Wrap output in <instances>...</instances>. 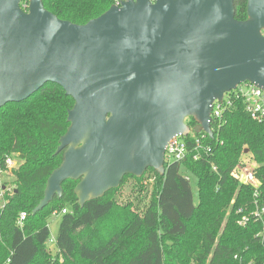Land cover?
I'll return each instance as SVG.
<instances>
[{
  "label": "water",
  "instance_id": "1",
  "mask_svg": "<svg viewBox=\"0 0 264 264\" xmlns=\"http://www.w3.org/2000/svg\"><path fill=\"white\" fill-rule=\"evenodd\" d=\"M23 1L0 0V108L47 82L74 99L63 161L34 213L67 179L84 206L126 175H164L174 136L213 137L215 99L245 81L264 86V0H247L244 20L235 0H124L84 24Z\"/></svg>",
  "mask_w": 264,
  "mask_h": 264
},
{
  "label": "trees",
  "instance_id": "2",
  "mask_svg": "<svg viewBox=\"0 0 264 264\" xmlns=\"http://www.w3.org/2000/svg\"><path fill=\"white\" fill-rule=\"evenodd\" d=\"M43 2L59 18L84 24L113 0ZM235 17L247 18V0H235ZM73 105L61 85L47 82L31 97L0 108V166L4 169L7 156L19 160L13 191L0 200V264H264V242L257 236L261 223L239 222L256 209L254 189L231 175L252 156L259 164L258 200L264 204V122L253 120L242 102L226 110L218 124L213 121V137L202 139L207 151L195 148L190 136L184 159L166 162L164 175L150 168L154 185L142 212L116 198L127 179L144 178L126 175L118 188L84 206L74 192L78 180L67 179L62 197L34 213L49 176L63 161L64 151L56 150ZM185 173L196 181L197 199ZM55 211L62 217L52 252L49 224ZM22 212L27 216L21 226Z\"/></svg>",
  "mask_w": 264,
  "mask_h": 264
},
{
  "label": "built area",
  "instance_id": "3",
  "mask_svg": "<svg viewBox=\"0 0 264 264\" xmlns=\"http://www.w3.org/2000/svg\"><path fill=\"white\" fill-rule=\"evenodd\" d=\"M124 0H113L114 5L120 6ZM155 2L156 0H151ZM22 7H28V0L22 2ZM240 101L244 105L245 111L250 115L253 120L264 122V86H259L250 81H245L237 85V87L230 92H226L222 100L215 99L213 102V109L211 112V125L214 122H221L222 116L226 110L234 109L236 103ZM213 129V128H212ZM200 134V133H198ZM194 133L193 130L187 136L176 135L167 144L165 151L166 162L172 160H182L189 153V147L187 137L193 136L195 138V148H203L208 150L209 146L204 145L202 139L207 135L205 131L201 132V136ZM199 155H195V159H198ZM19 160L13 156H7L5 159L4 169L0 166V174L7 173L13 174V169L17 167ZM259 164L254 160L252 156L244 157L239 164H237L231 171V175L244 185L251 186L254 189V196L256 209L247 215H243L239 221L240 224L245 225L248 221L254 220L261 223V230L257 234L258 237L264 242V204H260L258 197L261 194L262 180L258 176ZM187 179H191V176L187 173L184 174ZM13 187H9L5 184H0V200L5 202V193H12ZM66 209L63 210L65 212ZM54 214H58L54 212ZM26 212H22L19 216L18 223L22 226L23 221L26 218ZM50 242H54V239H50Z\"/></svg>",
  "mask_w": 264,
  "mask_h": 264
},
{
  "label": "rangeland",
  "instance_id": "4",
  "mask_svg": "<svg viewBox=\"0 0 264 264\" xmlns=\"http://www.w3.org/2000/svg\"><path fill=\"white\" fill-rule=\"evenodd\" d=\"M187 120L188 119H186V121ZM2 172L4 173L0 174V184H5L9 187H13V174L7 173L5 171ZM143 176L144 178L140 182L133 178L127 179L120 190L116 193V198L120 204L125 205L129 202H132L134 204V208L139 207V210L141 212L143 211L152 193V186L154 185V173L152 170L148 169ZM191 179L193 194L195 196V199H197V184L193 177H191ZM141 186H144L145 188L140 189ZM61 217L62 215L54 213L52 214L49 224L51 229L50 239H54L56 237ZM49 246L52 252L56 251V248L54 247L52 242L49 243Z\"/></svg>",
  "mask_w": 264,
  "mask_h": 264
}]
</instances>
